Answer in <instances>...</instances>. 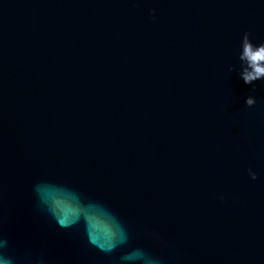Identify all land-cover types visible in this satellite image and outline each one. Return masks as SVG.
Instances as JSON below:
<instances>
[{
	"label": "water",
	"instance_id": "1",
	"mask_svg": "<svg viewBox=\"0 0 264 264\" xmlns=\"http://www.w3.org/2000/svg\"><path fill=\"white\" fill-rule=\"evenodd\" d=\"M244 31L264 40L262 0H0V253L264 264V81L237 76ZM48 180L108 205L126 242L58 227L34 195Z\"/></svg>",
	"mask_w": 264,
	"mask_h": 264
},
{
	"label": "clouds",
	"instance_id": "2",
	"mask_svg": "<svg viewBox=\"0 0 264 264\" xmlns=\"http://www.w3.org/2000/svg\"><path fill=\"white\" fill-rule=\"evenodd\" d=\"M152 11L149 17L154 20ZM233 54L238 78L243 84L252 85V89H255L256 81H264V40L254 42L250 39L249 32L244 31L239 36ZM228 71H233L231 65ZM254 103V96H245V107H252ZM247 174L250 180H256V173L250 168ZM34 195L39 201V208L58 227L81 226L87 241L99 250L111 253L126 242V233L117 214L105 203L86 197L77 188L48 180L40 182L39 190ZM223 198V195L218 196L221 201ZM3 243L0 240V245ZM125 255L132 260L139 256ZM0 264H12V261L0 253Z\"/></svg>",
	"mask_w": 264,
	"mask_h": 264
}]
</instances>
